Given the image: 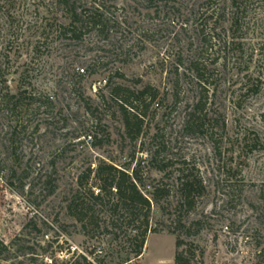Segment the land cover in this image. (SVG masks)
I'll use <instances>...</instances> for the list:
<instances>
[{
    "label": "rangeland",
    "instance_id": "1",
    "mask_svg": "<svg viewBox=\"0 0 264 264\" xmlns=\"http://www.w3.org/2000/svg\"><path fill=\"white\" fill-rule=\"evenodd\" d=\"M70 1L75 26L60 0H0V264H175L178 236L192 264H264V4L245 14L234 50L207 55L220 59L208 106L220 124L200 131L186 115L201 96L190 68L203 1ZM117 85L159 92L136 141L109 99ZM101 161L141 166L151 199L172 191L153 203L140 258L132 228L105 230V208L88 231L70 210L76 201L84 217L78 180ZM183 173L206 187L191 212L175 192Z\"/></svg>",
    "mask_w": 264,
    "mask_h": 264
},
{
    "label": "trees",
    "instance_id": "2",
    "mask_svg": "<svg viewBox=\"0 0 264 264\" xmlns=\"http://www.w3.org/2000/svg\"><path fill=\"white\" fill-rule=\"evenodd\" d=\"M156 1L148 0L152 5ZM202 1L200 6L202 21L198 26L199 40L202 46L195 51L190 68L200 87L201 96L186 115L187 127L200 131L205 130L210 123H216L218 127L220 124L219 120L210 118L211 113L208 111L210 95L211 93L215 95L218 90L217 83L211 81L217 71L216 67L212 66L218 65L220 59L217 58L213 63H209L207 55L209 52H214L218 45L220 46L218 51L222 48L228 50L230 47L234 50L233 47L238 45L237 40L242 38L238 34L245 29V14L249 12L252 6L264 4V0ZM60 2L73 15L75 23H72V26L80 23V19L76 15L75 4L70 0H60ZM101 18L99 16L98 21L95 16L91 20L96 28H102L104 25ZM226 24L229 27H226ZM77 29L74 27V33ZM259 92L260 89L257 87L254 94H259ZM24 96L25 94L21 93L18 99L22 100ZM158 97V90L151 86L139 90H133L122 85L111 87L109 99L117 104L126 133L132 141L141 137L148 112ZM103 101L106 103L104 98ZM158 170L163 172L166 169L160 167ZM178 180L179 184L175 188V192L179 196L178 206L191 212L196 206V199L206 194V187L202 179L195 176L194 173H183ZM142 186L141 166H136L133 173H130L127 169L101 161L95 169L89 167L78 180V193L84 189V217L83 213L74 210L78 211L80 208L76 201L73 203L74 209L70 206V210L78 222L84 223V231H88L89 227L97 224L99 220V213L102 211H98L97 208H105L106 213L111 216L110 223L104 225L105 230L111 231L117 239L119 238L118 230H121L124 225L132 228L134 235L131 236L130 242L134 246L136 258H140L144 253L149 233L156 232L151 227L153 203H161L164 198H168L172 193L170 189L155 187L151 193V199L143 192ZM96 227L99 228V226ZM184 245V241L178 236L175 264H192L196 252L191 248L182 250ZM8 250L9 247L0 240V257Z\"/></svg>",
    "mask_w": 264,
    "mask_h": 264
}]
</instances>
